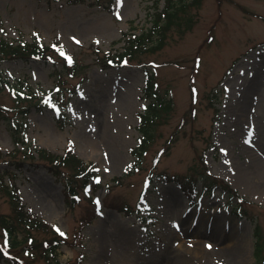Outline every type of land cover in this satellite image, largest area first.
<instances>
[{"label": "rangeland", "instance_id": "374dc122", "mask_svg": "<svg viewBox=\"0 0 264 264\" xmlns=\"http://www.w3.org/2000/svg\"><path fill=\"white\" fill-rule=\"evenodd\" d=\"M149 4L0 0L1 37L14 43L35 37L48 47L56 40L86 65L83 82L62 109L34 96L16 103L7 88L0 90V117L7 119L0 118V159L14 146L24 149L14 141L15 134L24 135L31 147L56 155L68 149L92 162L99 186L91 191L87 186L85 192L75 182L70 204L63 181L54 179L40 158L24 159L20 170L0 160V172L9 167L25 207L65 232L57 249L60 264H264V0H200L184 14L190 24L171 26L159 49L121 66L98 61L104 51L122 48V32L137 35L150 25ZM56 50L51 53L59 60ZM54 68L62 69L51 60L0 61L3 75L40 95L52 88ZM145 68L153 69L152 91L171 97V107L153 125V137L140 155H134L139 113L150 101L143 91ZM70 72L62 76L73 89L82 72L76 77ZM246 117L249 124L243 125ZM256 155L263 157L261 165ZM170 178L188 187L194 181L193 206L166 181ZM212 181L210 192L202 190ZM222 182L232 192L222 190ZM89 197L97 199L98 208L84 223ZM9 213L0 192V216ZM242 236H248L243 253L241 245L218 250L231 241L242 244ZM29 260L47 264L42 257Z\"/></svg>", "mask_w": 264, "mask_h": 264}, {"label": "trees", "instance_id": "16d2710c", "mask_svg": "<svg viewBox=\"0 0 264 264\" xmlns=\"http://www.w3.org/2000/svg\"><path fill=\"white\" fill-rule=\"evenodd\" d=\"M160 1H162L161 6H159ZM199 2L200 0H151V4L146 9V17L150 25L137 35H130L127 31L122 32L118 39V41H123L122 48L113 53L109 50L104 51L100 56H96L97 60H101L104 65H121L124 61L129 62L131 59H139L141 54L145 52H153L159 49L164 42L166 31L171 26L179 27L184 23L190 24V16L184 17V14L189 12L190 6L197 5ZM130 22L132 23L133 21ZM54 44L59 60H56L51 53ZM62 52L65 53L56 40L48 47L35 37L31 38L28 42L19 40L14 43L0 36V61L8 58L51 60L54 63L59 62L62 68L61 70L54 68L51 71L53 86L48 91H41V95L36 90H30L27 84H21L19 79H10L1 72L0 90L7 88L14 96L16 103H21V101L34 96L38 99L37 102L39 101L46 105V101L48 100L50 104L53 103L62 109L64 99L76 93L77 86L83 80L86 66L85 64L77 63L71 55L66 53V55H62ZM67 57H71V62H69ZM66 71H71V77H76L82 72V79H79L78 85H74L73 89L66 84V78L64 79L63 77L67 73ZM61 72L63 73L61 74ZM144 74L145 86L143 90L149 96L150 101L143 108L142 112L139 113L140 123L138 128L141 135L137 146L132 149L134 155H137V153L140 155L139 151H142V148L144 149L146 143L153 137V125L157 123V119L161 116V113L171 107V97L163 99L152 91L153 70L145 68ZM37 102L34 105H38ZM28 107L25 106V112ZM2 112L3 110L0 105V114ZM56 112L62 115L59 113V110H56ZM0 118L6 119L2 116ZM14 141L23 145L24 149L14 146L12 150L4 154V159L1 158L0 160L6 162L7 166L13 165L18 170H20L21 165L25 162L24 159H33L35 157V159L40 158L42 161H45V165L48 166V170H51L50 172L54 175V179L63 181V188L66 191L65 198L69 196L70 204L76 198L75 182L79 181L83 188L90 181L89 184L92 190H96L99 186V180L95 179V177H99L97 167L92 162H83L70 150L65 149L62 155L52 154L43 148L31 147L23 135L19 136L15 134ZM135 166L134 161L124 171V174H128ZM113 181L118 182V177H114ZM214 182H210L208 186H213ZM220 187L222 190H230L223 182ZM0 192L6 197L11 207V213L0 216V238L8 241V244L5 245L0 240V259H3L7 264H33L29 259L33 261L34 257H42L44 261H47V264H60L57 260V248L65 235L58 233L50 225L38 218L30 209L24 208L21 197L18 194V187L14 183L13 175H10L9 167L4 168L0 172ZM88 200L90 205L88 206L87 213L90 215L84 220V223L89 222L92 217L91 214H95L94 206L97 204L91 197ZM21 232L23 235H20ZM38 233L44 234L43 238L35 239L34 236ZM46 234H49V236H46ZM19 235L20 237H18ZM79 256L82 257L83 255L81 256L80 254Z\"/></svg>", "mask_w": 264, "mask_h": 264}, {"label": "bare ground", "instance_id": "6f19581e", "mask_svg": "<svg viewBox=\"0 0 264 264\" xmlns=\"http://www.w3.org/2000/svg\"><path fill=\"white\" fill-rule=\"evenodd\" d=\"M245 119V120H244ZM243 120H242V124L243 125H247V124H249V120H248V117H246V118H244ZM79 148V150H80V152H82V153H85L86 151L84 150V149H82V148H80V147H78ZM85 151V152H84ZM79 152V153H80ZM82 153H80L81 155H82ZM255 161H256V163L257 164H260L261 165V163H260V160H263V157L261 156V155H256L255 156ZM37 210V209H36ZM229 238H232V237H229ZM242 238H243V242H242V244L240 243V242H238V241H235V243H233V241H231V243H228V245H225L224 247H221V248H219L218 250H221V249H226V247H231V249L230 250H232V249H238L237 247H235V246H238V245H241L242 247H240L239 248V250L238 251H240V253H243V252H241L242 250L244 251V249H245V245H246V242H247V238H248V236L247 237H245V236H242ZM234 240L236 239V238H233Z\"/></svg>", "mask_w": 264, "mask_h": 264}, {"label": "snow or ice", "instance_id": "6c2138e0", "mask_svg": "<svg viewBox=\"0 0 264 264\" xmlns=\"http://www.w3.org/2000/svg\"><path fill=\"white\" fill-rule=\"evenodd\" d=\"M122 3V0H117V4H121ZM117 16H119V13H117ZM73 39H76L75 37H73ZM53 47H56L55 45L53 46ZM62 55H66L65 53H61ZM67 59L69 60V62H71V57H67ZM95 179L96 180H99V177H95ZM88 191V189L87 188H85V192H87ZM53 227L55 228V230L57 231V232H60V234L61 235H65V233H63L62 231H61V229L58 227V226H56V225H53ZM8 244V241L7 240H5V245H7Z\"/></svg>", "mask_w": 264, "mask_h": 264}]
</instances>
